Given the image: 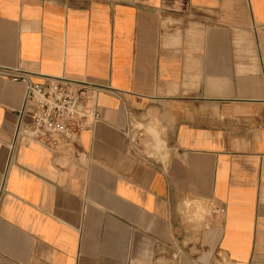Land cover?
Instances as JSON below:
<instances>
[{
    "label": "crops",
    "instance_id": "0c3cea01",
    "mask_svg": "<svg viewBox=\"0 0 264 264\" xmlns=\"http://www.w3.org/2000/svg\"><path fill=\"white\" fill-rule=\"evenodd\" d=\"M0 66L102 117L17 138L0 78V264H264V0H0Z\"/></svg>",
    "mask_w": 264,
    "mask_h": 264
},
{
    "label": "built area",
    "instance_id": "2783aa9c",
    "mask_svg": "<svg viewBox=\"0 0 264 264\" xmlns=\"http://www.w3.org/2000/svg\"><path fill=\"white\" fill-rule=\"evenodd\" d=\"M0 78L26 85L17 138L54 147L58 136L80 133L102 122L97 101L100 89L93 84L64 77H49L45 83L35 84L20 68L2 66ZM215 212L222 214L224 209Z\"/></svg>",
    "mask_w": 264,
    "mask_h": 264
}]
</instances>
